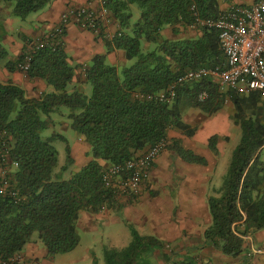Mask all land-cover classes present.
<instances>
[{"label":"trees","instance_id":"16d2710c","mask_svg":"<svg viewBox=\"0 0 264 264\" xmlns=\"http://www.w3.org/2000/svg\"><path fill=\"white\" fill-rule=\"evenodd\" d=\"M2 1L12 5L13 16L26 19L53 0ZM221 3L222 0H107V8L119 26L113 39H105L107 52L123 50L132 63L121 67L110 63L107 53L95 56L84 68L85 84L93 87L91 94L72 86L77 66L71 62L63 42L32 52L26 74L44 80L50 88L40 98H29L21 86L0 81V138L6 143L9 159L17 163L6 179L0 176V257L19 256L33 238L50 255L75 249L81 241L78 223L83 212L119 213L123 208L121 197L127 194L104 183V168L140 155L163 139L168 141L166 148L185 161L207 164L204 156L184 147L181 140L169 142V131L194 136L198 126L183 120V108L190 106L214 114L228 101L234 106L233 120L241 127L242 137L223 185L217 195L208 197L212 223L204 237L228 256L237 257L246 251L245 236L264 229L261 92L224 89L213 76H207L181 84L172 100L157 98L188 70L224 65L226 58L218 31L194 24V9L202 16L216 17L224 12ZM133 6L140 9L136 19ZM178 26H192L200 34L196 38L162 35L167 27L178 34ZM8 54L0 43V62ZM22 60L23 55L15 62L7 61L6 67L18 69ZM202 92L207 93L203 100L199 97ZM63 106L70 109L72 129L90 145L91 157L66 179L55 171L59 152L52 144L54 137H41L53 124L51 114ZM219 138L213 135L209 139L215 154ZM242 223L244 229H240ZM131 229L129 245L105 248V264H141L144 255L167 248V243L157 236ZM161 264L195 261L163 252Z\"/></svg>","mask_w":264,"mask_h":264},{"label":"crops","instance_id":"0c3cea01","mask_svg":"<svg viewBox=\"0 0 264 264\" xmlns=\"http://www.w3.org/2000/svg\"><path fill=\"white\" fill-rule=\"evenodd\" d=\"M257 1L222 0L221 9L226 11L234 5L251 6ZM80 6H88L99 14L104 33L119 29L113 14L102 12V0H53L42 10L24 19L26 26L12 15V5L0 0V43L9 53L8 57L0 62V81L21 86L29 98H40L47 92L50 88L44 80L30 78L19 69L9 70L6 62H15L34 41L48 36L69 7ZM178 30L179 33L175 34L172 27H167L162 31V35L167 38H196L200 34V30L192 26H178ZM63 46L71 62L77 66L72 86L78 89L87 88L84 68L95 56L107 53L109 62L121 67L126 66L128 62L123 50L114 49L107 52L102 34L84 29L74 22H70L66 27ZM231 110L230 114L227 113L223 117L217 115L208 119L210 124L214 122V126L208 127V134L205 136L199 134L200 129L192 137L176 130L169 131V142L173 139L181 140L184 147L204 156L207 164L189 163L175 151L166 148L157 158L153 168L150 192H143L135 198H123V208L118 214L110 210L100 214L83 212L78 227L89 225L92 229L102 219L119 221L122 219L119 216L121 213L124 219L133 217L143 229H149V234L142 235H154L165 241L167 248L163 252L174 253L176 258L194 260L195 264H264V229L248 234L246 251L237 257L226 255L221 248L204 237L205 230L212 223L208 197L217 195L220 189V184L214 180L221 159H218V155L209 147V139L213 135L222 136L219 141L221 138L226 139L225 135L232 126ZM199 143L203 146H199ZM88 152L86 139L76 133V140L70 152L74 160V170L80 169L91 160ZM261 155L264 159V149ZM163 252L150 254L149 264H161ZM49 256L47 248L37 238H33L19 254L17 264H43L42 261H46Z\"/></svg>","mask_w":264,"mask_h":264},{"label":"built area","instance_id":"2783aa9c","mask_svg":"<svg viewBox=\"0 0 264 264\" xmlns=\"http://www.w3.org/2000/svg\"><path fill=\"white\" fill-rule=\"evenodd\" d=\"M102 12L104 14L110 12L107 8V0H102ZM194 16L195 25L218 31L226 61L223 66L201 67L182 73L167 91L157 94V98L162 101L172 100L177 96V90L181 84L200 81L207 76H213L223 88L239 93L256 90L260 91L264 98V0H258L251 6H233L216 17L202 16L194 9ZM100 18L99 14L88 6L69 7L48 36L32 43L23 54V60L19 63L18 69L24 73L29 71L34 50L45 45H52L54 42H63L66 27L70 22L102 34L105 39H113L118 30L104 33ZM199 97L203 100L207 97V93L202 92ZM167 144L168 141L163 139L140 155L106 166L103 170L104 183L132 197L139 196L151 187L153 168ZM5 147V141L0 138L1 177L6 179L12 165L17 166V163H12ZM244 227L245 224L242 223L240 229ZM247 238L248 235L245 236V239ZM18 261L19 256L11 259L0 257V264H14Z\"/></svg>","mask_w":264,"mask_h":264},{"label":"rangeland","instance_id":"374dc122","mask_svg":"<svg viewBox=\"0 0 264 264\" xmlns=\"http://www.w3.org/2000/svg\"><path fill=\"white\" fill-rule=\"evenodd\" d=\"M133 12L136 19L140 14V9L137 6H133ZM17 19L20 23H22V25H27L25 24L24 19L19 17H17ZM131 63L132 61H128L127 65H130ZM224 89L227 88L225 87ZM92 90V85L88 84L85 89L86 93L91 94ZM232 107L233 110H231ZM230 110L232 111V126L229 132H227V135H225L226 139L221 138L220 141L218 140L217 144V158L221 159V161L218 166L214 182L218 183V185L220 184V187L223 185L225 177L228 173L233 152L239 145L242 137L241 127L233 120L234 106L231 101H228L223 109L214 114H206L200 109L190 106H185L182 110L183 120L191 125L198 126V130L200 129L199 134L202 136L207 135L209 128L214 126V122L213 124H210V120L208 119H213L217 115L223 117L227 113L230 114ZM69 115L70 109L67 106H63L59 112L52 113L51 118L53 124H51L41 134L43 140H51L52 137H54L52 144L59 152V162L55 171L64 179L68 178L75 168L74 160L72 159L70 152L71 146L76 140V132L71 127V119L69 118ZM43 117L46 118L47 116L43 115ZM199 146H203V144L199 143ZM63 167H65L64 170H62ZM152 184L153 180L151 175V187L143 192H150ZM129 197L132 196L122 195L121 200ZM112 212L116 213L115 211ZM116 214H118V212ZM119 216L122 218L119 221L102 219L96 223L92 229L89 225H80V227H78L81 238L79 245L68 253L50 255L46 261H42L43 264H105V248H124L129 245L133 238L131 227L137 230L140 234H149V229H143L142 225L139 224L137 220L135 221V218L131 217V219H124L121 213ZM150 261L151 257L149 255H144L140 259L141 264H149Z\"/></svg>","mask_w":264,"mask_h":264}]
</instances>
